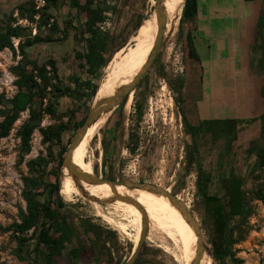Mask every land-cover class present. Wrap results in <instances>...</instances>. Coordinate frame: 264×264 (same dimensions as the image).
Masks as SVG:
<instances>
[{
	"label": "rangeland",
	"instance_id": "374dc122",
	"mask_svg": "<svg viewBox=\"0 0 264 264\" xmlns=\"http://www.w3.org/2000/svg\"><path fill=\"white\" fill-rule=\"evenodd\" d=\"M35 1L37 14L34 22H29L22 19L16 10L27 0H0V30H4L5 23L10 20H14L11 23L13 27L20 26L27 30L23 39L13 41L16 53L9 49L0 52V123L3 121L1 113L11 107L12 100L19 92L14 70L23 60L20 43L26 45L28 41L40 38L39 42L26 47L27 58L38 66L55 61L60 84L69 92L59 99L53 98L50 93L44 101V108L51 102L55 105L56 113L43 115L33 133L29 152H26L21 137L23 126L29 119L28 111L20 115L9 136L0 139V264H33L28 254L34 242L28 245V252L22 254L18 237L11 229L14 223H20L21 210L26 211L24 179H39L42 185L34 192L40 194L43 201L49 184L54 182L53 175L58 173L60 178L66 155L60 163L61 150L67 148V152L79 131L76 124L86 120L95 103V98L91 102L82 98L85 91L81 84L91 77L85 63L76 60L74 55L76 49L82 48L75 41V29L84 22L85 14L71 9L69 0H59L55 7H48L46 2L39 10ZM152 1L97 0L105 12L104 23L99 24V28L110 36L106 54L108 64L100 83L116 60L115 56L134 46L133 38L137 35L138 26H142L154 9ZM44 14L49 18H43ZM186 32L187 28H181L180 21L177 31L164 41L150 69L131 93V106L127 108L130 95L109 115L98 135L92 139L88 160L92 159L93 175L102 180L153 185L176 196L187 205L199 224L211 264H239L230 258L215 259L217 252L214 244H220L222 240L215 217L219 210L227 215L226 182L229 177L232 174L243 177L245 213L227 222L228 229L234 231L233 240L236 242L231 250L242 264H264V202L260 199L264 196V170L258 167L256 155H246L247 147L235 140L239 134L234 125H205L195 137L194 144L187 134L183 117L193 126H198L199 122L193 117L194 109L190 101L191 90L196 86L197 68L186 48ZM32 67L30 65L29 69ZM52 83L56 84L57 80L53 79ZM176 97L180 104L175 103ZM61 127L66 129L61 136L62 142L54 141L52 145L44 142L42 130L51 129L54 133ZM41 160L48 163L45 171L37 166L32 170ZM123 188L126 193L149 195L161 206L169 208L173 215L187 220L167 197L141 189ZM99 190L103 201L113 198L103 186H99ZM60 196L67 205L66 214L79 232L82 226L79 220L99 229L93 231L94 238L80 237L84 251L78 259L74 262L68 260L69 251L78 246L76 241L56 262L125 264L135 249L132 239L100 218L95 202L82 194L71 200H66L61 193ZM207 197L218 201L208 204ZM131 199L152 212L162 213L153 209L143 196L137 195ZM97 204L104 214L112 212L111 203ZM120 206L126 210V215H135L122 203ZM161 226L172 230L164 223ZM32 235L33 231H30L27 238ZM187 235H191L188 230ZM147 238L137 264H178L165 250V246L170 245L168 241L149 240V234ZM92 240L96 243L92 244ZM31 258L34 259V256Z\"/></svg>",
	"mask_w": 264,
	"mask_h": 264
},
{
	"label": "trees",
	"instance_id": "16d2710c",
	"mask_svg": "<svg viewBox=\"0 0 264 264\" xmlns=\"http://www.w3.org/2000/svg\"><path fill=\"white\" fill-rule=\"evenodd\" d=\"M34 1L35 0H27L26 3L20 5L16 9L22 19L34 22V16L37 14L34 7ZM58 1L59 0H46L47 6L55 7ZM189 2L190 0L186 1L181 19V28L183 26L187 28L186 48L191 61L197 68L196 60L192 54V42L190 37L191 19L189 20L187 17ZM69 6L80 14H85L86 17L84 22L81 23V26L75 29V41L82 48L76 49L74 55L76 60L85 63L88 71L87 73L91 77L89 81L81 84L83 91H85L82 98L91 102L100 88V82L104 76L103 70L108 64L106 54L108 51L110 36L103 33L99 28V24L104 23L103 19L105 12H103L100 5L97 4V0H69ZM43 18H49V16L44 14ZM12 21L14 20L5 23L4 30H0V52L9 49L13 53H16L13 41L23 39L27 32L25 28L20 26L13 27L11 24ZM140 26L141 25H139L137 29H139ZM33 41H28L26 45L22 43L19 45L23 60L14 70L18 77L16 85L19 92L12 100L11 107L1 113L3 121L0 123V139L7 138L15 123L19 120L20 115L23 112H29V119L24 124L21 131L22 143L26 152L30 151V142L33 133L38 127L43 115H55L56 113L54 108L55 105L49 102L44 108V101L51 94L53 98L59 99L66 96L69 92L68 88L60 84L61 81L58 76V67L55 61L50 60L44 65L38 66L27 58L26 47H30L39 42L40 38H35ZM30 65L33 66L31 69H29ZM48 66L50 70H48ZM53 79L57 80L56 84L52 83ZM175 103L180 104L179 98H175ZM183 119L187 128V134L191 138L193 144L195 142V137L205 125H234L238 130V134L243 130L242 123L240 122H199L198 126H193L187 122L185 117H183ZM84 121L85 120L76 124V128L80 129L83 126ZM260 121V137L258 140L251 143L246 150V155L248 157L256 155L258 167L264 170V115L260 118ZM65 131L66 129L61 127L54 133L51 129L42 130L41 133L44 142L51 144L54 141L62 142L61 136ZM236 137L235 140L238 139V135ZM66 149L67 148H63L60 152V163L63 160ZM47 165L48 163L41 160L34 165L32 170H35L37 166L39 169L45 171ZM53 177L54 182L49 184L46 198L43 201L40 200V194L34 192L42 185L39 179H24L23 197L26 203V211L21 210L20 223H14L11 226L13 233L18 237V244L22 254L28 252V245L34 242L33 248L29 253L30 256L28 254V258L33 260V264H59L56 262V259L63 257L68 251V247L77 241L78 246L70 250L68 253V260L74 262L84 251V244L79 240L80 237L84 235L86 238H94L96 236L93 231L99 229L90 223L79 220L82 225L81 232H79L78 228L74 225L73 220H71L70 216L66 214L67 205L63 202L60 196L61 187L58 173L53 175ZM226 197L227 215L219 210L215 217L217 231L222 234V240L220 244H214L215 251L217 252L214 257L216 260H226L227 258H230L234 263L242 264L241 261L235 258V255L231 250L236 242L233 240L234 231L228 229L227 222L229 219L231 220L236 217H241L245 213L246 200L243 177L236 174H232L229 177L226 182ZM260 199L264 202V196H261ZM217 201L216 198H206L208 204H213ZM30 231H33V235L30 238H27ZM95 243V240H92V244ZM32 256H34V259L31 258ZM137 263L138 260L135 264Z\"/></svg>",
	"mask_w": 264,
	"mask_h": 264
},
{
	"label": "crops",
	"instance_id": "0c3cea01",
	"mask_svg": "<svg viewBox=\"0 0 264 264\" xmlns=\"http://www.w3.org/2000/svg\"><path fill=\"white\" fill-rule=\"evenodd\" d=\"M187 17L197 66L193 117L242 123L238 144L248 149L264 115V0H190Z\"/></svg>",
	"mask_w": 264,
	"mask_h": 264
},
{
	"label": "bare ground",
	"instance_id": "6f19581e",
	"mask_svg": "<svg viewBox=\"0 0 264 264\" xmlns=\"http://www.w3.org/2000/svg\"><path fill=\"white\" fill-rule=\"evenodd\" d=\"M186 1L187 0H163V11L167 18V26L163 32L164 39L173 35L177 31ZM155 4L156 0H153L152 5L155 6ZM158 31L159 20L156 12L152 10L151 14L139 28L137 35L133 38L134 46L127 49L125 52L122 50L115 56L116 60L113 63L111 62L112 65L109 66L107 75L96 93V103L102 102L103 100L114 96L117 94L119 88L127 86L132 82L138 69L147 61L154 46ZM132 100L133 96L131 95L129 97L127 108L131 106ZM108 116L109 114H103L101 119L89 128L85 138L73 153V163L87 174L93 175L94 171L93 163L91 162L92 159L88 160V153L92 139L98 135L102 126L106 123ZM97 141L99 142V140ZM78 186L82 187V190L94 201L111 202V204H109L112 212H107L105 214L102 212L99 204L94 203V206L97 209V215L120 233L131 238L135 246L134 250H136V247L140 242L144 226L143 214L130 203L121 200H114L115 196L110 186L92 185L80 181H78L76 185L69 173L64 171L61 195L66 200H71V198L75 196H80L81 191ZM99 186H103L113 196V198L103 201ZM117 194L121 197L130 199L137 195L143 196L153 209H156V211L161 210L163 214L160 212L155 213L140 204L146 210L149 217V240L155 239L156 241L160 240L162 242L168 241L170 245L165 246V250L172 255L178 264H192L197 256L198 236L194 228L187 220L173 215L169 208L161 206L158 204L157 200L153 199L149 195H143L137 192L126 193L123 186L118 187ZM120 203H122L131 212L135 213V215H126V210L124 211L121 208ZM162 223L169 226L172 230H166L163 228L161 226ZM186 229L192 236L187 235ZM198 264H211V257L206 254L203 255Z\"/></svg>",
	"mask_w": 264,
	"mask_h": 264
},
{
	"label": "water",
	"instance_id": "95a60500",
	"mask_svg": "<svg viewBox=\"0 0 264 264\" xmlns=\"http://www.w3.org/2000/svg\"><path fill=\"white\" fill-rule=\"evenodd\" d=\"M186 5V4H185ZM185 8V7H184ZM156 14L157 18L159 20V31L158 35L156 37L154 46L149 54V57L142 67V69L138 72V74L135 76V78L132 80V82L124 87H121L118 89L117 94L114 96L107 98L99 103H94L93 108L91 109L89 115L87 116L83 126L79 129L77 134L75 135L70 147L68 148L66 155L63 160L62 164V171L60 174V187L62 190V181L64 178V171H67L69 175L73 178L75 181V184L77 185L78 181L85 182L92 185H108L111 187L112 192L114 194V200H121L127 203H130L134 205L142 214L144 218V226L140 238V242L138 246L136 247V250H134L131 253L130 258L127 260L125 264H135L137 259L140 256V253L142 251L143 245L147 239V236L149 234V217L147 215L146 210L135 200H132L130 198L121 197L117 194L118 187H125L129 190L133 189H141L148 192H152L157 195H163L167 197L170 202L182 213L186 216L188 222L191 224V226L194 228L195 232L197 233V256L195 260L192 262V264H198L200 259L203 257V255H208L206 252V249L203 245V237L202 232L199 227V224L187 208V205L180 201L176 196L171 194L170 192H167V190L162 189L160 187H156L149 184H136V183H126V182H119V181H111V180H102L94 175L87 174L83 172L81 169H79L75 164L73 163V153L75 149L79 146V144L82 142V140L85 138L88 130L90 127H92L94 124H96L103 114H109L111 115L116 109H118L124 100L128 98L131 93L135 90L137 84L142 80V78L145 76L146 72L150 69L151 65L153 64L158 52L161 50L162 45L164 44V41L167 39H164L163 32L167 26V18L165 16V13L163 11V0H156V4L153 9ZM184 12V10H183ZM183 15V14H182ZM182 19V18H181ZM181 21V20H180ZM180 24V22H179ZM178 98V97H176ZM109 117V116H108ZM79 190L81 191V194L85 196V198L89 199L92 202L95 203H111V202H100L97 200H93L90 198L83 190L82 187L78 186ZM60 190V193H61ZM209 256V255H208ZM210 257V256H209Z\"/></svg>",
	"mask_w": 264,
	"mask_h": 264
},
{
	"label": "built area",
	"instance_id": "2783aa9c",
	"mask_svg": "<svg viewBox=\"0 0 264 264\" xmlns=\"http://www.w3.org/2000/svg\"><path fill=\"white\" fill-rule=\"evenodd\" d=\"M35 5H36V9L39 10L46 5V1L45 0H36Z\"/></svg>",
	"mask_w": 264,
	"mask_h": 264
}]
</instances>
